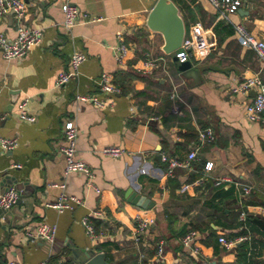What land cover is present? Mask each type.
Wrapping results in <instances>:
<instances>
[{"label":"crops","instance_id":"0c3cea01","mask_svg":"<svg viewBox=\"0 0 264 264\" xmlns=\"http://www.w3.org/2000/svg\"><path fill=\"white\" fill-rule=\"evenodd\" d=\"M169 1L185 24L184 40L196 22L209 30L208 50L195 52L187 62L198 73L193 78L183 75L174 57L177 50H164V34L148 25L158 0H26L25 25L43 32L41 44L15 60H6L0 48V114L5 115L0 136L19 140L14 151L0 150V194L11 185L21 192L11 210H0V264H79L90 251L103 253L109 264H264V116L255 123L245 117L254 89L246 95L231 92L254 74L264 82V62L241 46L235 33L214 32L219 22L237 23L264 40V0H243L232 23L217 21L208 0ZM68 2L85 15V23L70 31L62 10ZM2 30L14 38L15 20L6 18ZM120 39L129 48L123 66L115 56ZM77 52L87 55L80 75L56 87L59 73L69 69ZM149 59L155 67L139 73ZM103 73L112 76L121 94L101 93ZM78 94L99 95L110 106L78 110ZM25 99L35 123L19 118L18 105ZM69 123L79 130L77 157L91 167L100 193L86 186L84 175L66 173L61 148ZM206 128L216 139L201 144L199 132ZM105 147H120L126 155L105 157ZM192 149L198 150L192 168L168 175L162 156L182 161ZM208 163L212 170L205 169ZM18 164L22 168H15ZM184 186L188 189L182 193ZM245 186L252 189L246 197ZM131 192L154 207L132 204ZM63 194L85 205L61 213L51 205ZM95 211L104 214L95 225L102 235L91 238L82 220ZM138 214L155 221L143 233L137 231ZM44 223L58 227L55 240L30 239L28 232ZM190 230L198 232L201 254L182 243ZM221 236L247 240L228 251L219 243ZM161 241L164 262L157 260ZM245 243L246 256L237 248Z\"/></svg>","mask_w":264,"mask_h":264},{"label":"built area","instance_id":"2783aa9c","mask_svg":"<svg viewBox=\"0 0 264 264\" xmlns=\"http://www.w3.org/2000/svg\"><path fill=\"white\" fill-rule=\"evenodd\" d=\"M212 7L216 11L217 21L231 22V17L238 13L243 7V0H208ZM62 10L65 16L64 27L67 30H72L81 23H85V15L81 8L70 2L65 3L62 6ZM27 12L26 0H0V48L2 49L3 57L6 60H15L25 58L28 53L41 44L43 39V32L40 29H31L25 25V16ZM13 13V19L16 22V35L14 38H9L2 30V24L9 14ZM232 23V22H231ZM235 36L241 46L249 48L255 52L257 57L264 62V40H260L255 37L244 25L233 24ZM209 30L203 27L202 23H194L191 29V37L185 39L182 46L175 52L176 59L179 63L189 62L191 56L195 52H206L208 50L207 37ZM129 53L128 46L119 40L115 47V56L119 65L123 66L126 57ZM87 61V55L77 52L71 56L70 66L67 71L59 73L56 80V87H63L71 82L73 79L80 75V69L83 63ZM155 67L154 60H146L144 65L137 69L141 74H148ZM98 86L102 94L119 95L121 89L112 83V76L108 73H103L98 79ZM255 90L256 94L253 101L247 105L245 110L246 119L255 123L263 119L264 116V82L258 74H254L248 77L245 81L237 84L232 88V93L235 95H246L251 90ZM76 102L82 109L84 105H94L101 109H106L110 106L107 100L102 99L99 95H76ZM19 118L21 121L35 123L36 117L30 113L29 100L25 99L18 105ZM174 112H178L176 106ZM5 115L0 114V120H3ZM79 137V130L73 123H69L64 131L65 144L61 148V153L66 160V173H78L86 177V186L89 189H94L97 193L100 190L94 186V173L91 167L84 161L77 157V140ZM199 142L201 144L212 143L215 141V134L211 128L203 129L199 132ZM19 146L18 138H3L0 136V150L4 153L14 151ZM197 149H192L186 159L180 161L175 157L162 156L163 161L168 164V175H173L177 168L191 169L193 163L197 159ZM101 154L108 158L121 159L126 155V151L120 147H105L101 150ZM15 168H22V165H15ZM213 164L208 163L205 166L206 170H212ZM57 186V185H54ZM188 189V186H184L181 192L184 193ZM243 196H248L252 189L250 187H243ZM21 196L20 190L15 186H9L3 193L0 194V210L9 211L17 203ZM85 205V200L73 196L63 194L58 201L51 205V207L57 209L63 213L65 211H72L77 207ZM104 217V214L100 211H95L86 216L82 220L87 234L91 238L101 237L102 233H97L94 221ZM242 219H245V213H242ZM135 221L137 223L138 233H143L148 230L151 225L154 224V219L148 215H136ZM58 227L56 225L44 223L37 227L33 231L28 232L30 239L35 241L53 242L57 236ZM198 232L190 230L182 238V243L185 247L192 250L195 254H201L200 247L197 246ZM247 240V238H239L234 240H228L226 237L221 236L219 243L225 250L234 249L238 243ZM157 260L159 262L166 261L165 256V242L161 241L157 246ZM7 264H22L18 261L12 260ZM41 264H48L43 262Z\"/></svg>","mask_w":264,"mask_h":264},{"label":"water","instance_id":"95a60500","mask_svg":"<svg viewBox=\"0 0 264 264\" xmlns=\"http://www.w3.org/2000/svg\"><path fill=\"white\" fill-rule=\"evenodd\" d=\"M7 18L13 19V13L9 14ZM148 25L151 29L160 31L164 34L166 40L164 50L167 53H173L182 46L186 28L183 19L179 15V9L173 2L169 0H158L149 15ZM178 64H180L179 68L183 70L182 73L185 77L188 78L198 75L196 70L190 68L189 63L183 64L178 61ZM129 202L146 210H151L154 207L153 202L135 192L129 194ZM79 264L109 263L105 260V255L103 253L96 254L94 251H90L85 253V257Z\"/></svg>","mask_w":264,"mask_h":264},{"label":"trees","instance_id":"16d2710c","mask_svg":"<svg viewBox=\"0 0 264 264\" xmlns=\"http://www.w3.org/2000/svg\"><path fill=\"white\" fill-rule=\"evenodd\" d=\"M220 31H226L227 32V34H234L235 32H234V28H233V26L232 25H224L222 22L220 23H218L217 24V26L214 28V32L215 33H218V32H220ZM232 190L230 189L228 192L230 193ZM107 200H109L110 201V198H108ZM104 201L105 200H103L102 201V203H101V205H100V207H103V204H104ZM252 219H248L247 220V223H251L252 221H251ZM100 222V221H99ZM98 221H96L95 220V225H96V223L98 224L99 223ZM215 236H214V234H212V235H210L207 239L208 240H211V239H213ZM208 243H210V242H207L206 244H208ZM240 251H241V254H243V255H247V253H246V248H247V243H245V244H241V245H239L238 247H237Z\"/></svg>","mask_w":264,"mask_h":264},{"label":"rangeland","instance_id":"374dc122","mask_svg":"<svg viewBox=\"0 0 264 264\" xmlns=\"http://www.w3.org/2000/svg\"><path fill=\"white\" fill-rule=\"evenodd\" d=\"M174 57H176V56L174 55Z\"/></svg>","mask_w":264,"mask_h":264}]
</instances>
